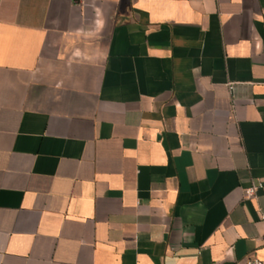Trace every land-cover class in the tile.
<instances>
[{
  "label": "crops",
  "instance_id": "0c3cea01",
  "mask_svg": "<svg viewBox=\"0 0 264 264\" xmlns=\"http://www.w3.org/2000/svg\"><path fill=\"white\" fill-rule=\"evenodd\" d=\"M263 216L264 0H0V264L264 261Z\"/></svg>",
  "mask_w": 264,
  "mask_h": 264
},
{
  "label": "built area",
  "instance_id": "2783aa9c",
  "mask_svg": "<svg viewBox=\"0 0 264 264\" xmlns=\"http://www.w3.org/2000/svg\"><path fill=\"white\" fill-rule=\"evenodd\" d=\"M262 188L263 186L260 183L252 185L243 191V197L245 199H251L255 197L256 192ZM263 219H264V216H263ZM244 264H264V261L259 260L257 258H248L247 260H245Z\"/></svg>",
  "mask_w": 264,
  "mask_h": 264
}]
</instances>
